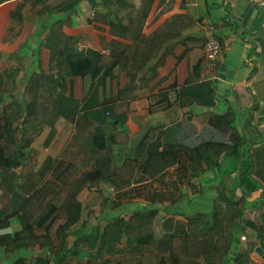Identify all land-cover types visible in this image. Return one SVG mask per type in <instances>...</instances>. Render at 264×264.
I'll list each match as a JSON object with an SVG mask.
<instances>
[{
    "label": "crops",
    "instance_id": "0c3cea01",
    "mask_svg": "<svg viewBox=\"0 0 264 264\" xmlns=\"http://www.w3.org/2000/svg\"><path fill=\"white\" fill-rule=\"evenodd\" d=\"M141 5L142 0H0V100L19 98L33 74L43 76L50 91L57 90L59 79L51 68L57 52L84 55L92 64V70L67 83L58 118L47 123L26 149L34 167L24 175L22 168L11 170L0 179V264H19L21 259L29 264L40 254L38 246L13 251L12 240L22 230L16 212L39 185L43 162L58 158L73 135L72 118L86 115L94 127L115 120V128L128 133L127 144L117 149L119 163L134 159L136 146L153 128L163 140L188 147L205 141L226 143L227 137L209 119L228 112L235 114L239 132L248 130L246 119L252 114V126L264 135V5L253 0H152L142 24L118 25V21L123 26L131 24ZM160 25L161 48L154 57L148 56L145 42L123 54V47L133 46V34L140 31L148 37ZM210 37L221 45L215 61L204 54ZM114 41L118 45H112ZM251 146L263 147L264 140ZM178 159L177 165L153 180L117 190L103 176L101 193L84 190L79 196L81 220L68 238L70 244L83 241L67 253L69 264H103L112 255L104 248L115 246L119 237L107 236L92 250L85 240L93 242L111 218L127 219L138 207L159 211L162 235L173 233V228L163 229L169 217L183 220L209 213L215 197L213 178L229 168L232 159L223 158L221 169L198 178L192 176L182 154ZM236 179V173L232 174L229 190ZM102 193L121 207H109L102 214ZM260 193L254 192L244 209V218L256 224L264 212V203H253ZM235 194L242 196L239 189ZM248 241L256 245L254 250L240 256ZM256 248L264 252L256 232L243 231L239 225L223 264H264V259L253 256ZM53 260L51 254L49 263Z\"/></svg>",
    "mask_w": 264,
    "mask_h": 264
},
{
    "label": "trees",
    "instance_id": "16d2710c",
    "mask_svg": "<svg viewBox=\"0 0 264 264\" xmlns=\"http://www.w3.org/2000/svg\"><path fill=\"white\" fill-rule=\"evenodd\" d=\"M151 1L142 0L131 24L123 26L118 21V25L130 28L137 21L142 24ZM133 38V46L123 47V54L145 42L152 46L150 49L145 45L148 56L154 57L161 48V25L148 37L138 31ZM112 45L118 43L114 41ZM51 68L59 79L57 90L50 91L43 76L33 74L23 84L19 98L5 102L0 100L1 180L11 170L22 168L24 175L34 167L35 162L30 161L26 149L31 147L47 123L58 118L67 83L92 70V64L84 55L72 57L57 52L52 57ZM72 119L75 130L70 140L58 158L43 162L38 171L39 185L33 194L24 198L16 212L22 230L12 240L13 251L21 246H38L40 249L38 257L32 258L29 264H50L51 254H54L53 264H69L67 253L83 241L68 242L71 231L82 216L79 196L86 189L101 193L103 176L114 182L117 190H122L132 183L155 179L162 171L177 165L180 154L185 157L188 170L196 178L221 169L223 158L232 159L230 167L213 178L215 197L209 213H196L183 220L169 217L165 219L163 229L173 228V233L162 235L159 211L138 207L127 219L119 216L111 218L93 242L85 240L86 247L92 250L93 245L102 243L107 236L119 237L115 246L104 248L107 254L112 255L103 264H223L224 256L231 249L233 230L239 225L243 231L254 230L264 247V212L259 224L244 218L245 203L254 192L261 193L253 203H264V146H251L253 141L264 140V135L252 126V114L246 119L248 130L243 132L238 131L232 112L209 119V123L227 137L226 143L205 141L188 147L163 140V136L158 135V129L153 128L136 146L134 159H125L122 163L117 161V149L127 144L128 133L116 129L115 120L94 127L86 115ZM30 153L37 155L33 149ZM234 173L237 175L236 183L229 190L227 184ZM238 189L242 192L239 198L235 194ZM4 194L8 197L9 192ZM101 196L102 214L109 207L115 210L121 207L120 202L103 193ZM246 244L247 249L240 256L250 254L256 246L249 241ZM18 262L25 264L22 259Z\"/></svg>",
    "mask_w": 264,
    "mask_h": 264
},
{
    "label": "built area",
    "instance_id": "2783aa9c",
    "mask_svg": "<svg viewBox=\"0 0 264 264\" xmlns=\"http://www.w3.org/2000/svg\"><path fill=\"white\" fill-rule=\"evenodd\" d=\"M255 3L258 2L260 5H264V0H253ZM221 53V45L214 38L210 37L204 45V54L207 60L215 61Z\"/></svg>",
    "mask_w": 264,
    "mask_h": 264
},
{
    "label": "water",
    "instance_id": "95a60500",
    "mask_svg": "<svg viewBox=\"0 0 264 264\" xmlns=\"http://www.w3.org/2000/svg\"><path fill=\"white\" fill-rule=\"evenodd\" d=\"M253 256L258 259H264V252L260 248H256Z\"/></svg>",
    "mask_w": 264,
    "mask_h": 264
}]
</instances>
